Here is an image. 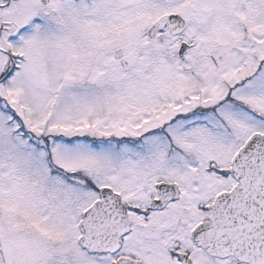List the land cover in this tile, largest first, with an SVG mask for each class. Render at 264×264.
Wrapping results in <instances>:
<instances>
[{
    "label": "snow or ice",
    "instance_id": "6c2138e0",
    "mask_svg": "<svg viewBox=\"0 0 264 264\" xmlns=\"http://www.w3.org/2000/svg\"><path fill=\"white\" fill-rule=\"evenodd\" d=\"M0 264H264V0H0Z\"/></svg>",
    "mask_w": 264,
    "mask_h": 264
}]
</instances>
